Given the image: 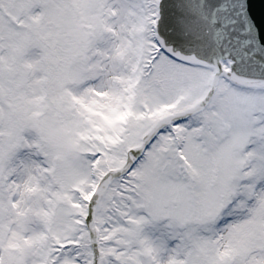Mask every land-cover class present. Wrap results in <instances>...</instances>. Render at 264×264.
Segmentation results:
<instances>
[{"label": "snow or ice", "instance_id": "snow-or-ice-1", "mask_svg": "<svg viewBox=\"0 0 264 264\" xmlns=\"http://www.w3.org/2000/svg\"><path fill=\"white\" fill-rule=\"evenodd\" d=\"M264 0H0V264H264Z\"/></svg>", "mask_w": 264, "mask_h": 264}, {"label": "water", "instance_id": "water-1", "mask_svg": "<svg viewBox=\"0 0 264 264\" xmlns=\"http://www.w3.org/2000/svg\"><path fill=\"white\" fill-rule=\"evenodd\" d=\"M261 7H264V5H261L259 2L254 3L253 4V10H254V12H256L258 14Z\"/></svg>", "mask_w": 264, "mask_h": 264}]
</instances>
